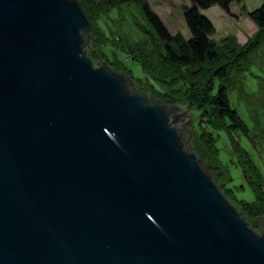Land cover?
<instances>
[{
	"label": "water",
	"instance_id": "95a60500",
	"mask_svg": "<svg viewBox=\"0 0 264 264\" xmlns=\"http://www.w3.org/2000/svg\"><path fill=\"white\" fill-rule=\"evenodd\" d=\"M79 0H0V264H264L175 105L83 52Z\"/></svg>",
	"mask_w": 264,
	"mask_h": 264
},
{
	"label": "rangeland",
	"instance_id": "374dc122",
	"mask_svg": "<svg viewBox=\"0 0 264 264\" xmlns=\"http://www.w3.org/2000/svg\"><path fill=\"white\" fill-rule=\"evenodd\" d=\"M147 1L171 34L189 37L183 19L189 0ZM263 1L237 0L228 12L217 5L203 10L214 29L210 39L217 57L211 61L190 65L169 61L136 0H123L101 15L97 26L93 22L96 32L87 43V55L95 66L105 60L112 69L127 74L135 89L181 105L179 127L189 136L194 154L256 231L257 218H264V199L255 196L256 186L264 192V32L256 46L245 53L241 50L259 31L248 11ZM212 83L214 90L224 86L229 105L245 127L221 126L208 132L206 115L214 114ZM199 107L204 111L197 116Z\"/></svg>",
	"mask_w": 264,
	"mask_h": 264
},
{
	"label": "trees",
	"instance_id": "16d2710c",
	"mask_svg": "<svg viewBox=\"0 0 264 264\" xmlns=\"http://www.w3.org/2000/svg\"><path fill=\"white\" fill-rule=\"evenodd\" d=\"M123 0H79L83 10L85 11L90 23L92 24V33L89 35H84L86 39V44L83 45V52L87 55V43L89 40L95 35L96 28L93 25V22H96L101 15L106 14L109 9L113 6H117L118 4L122 3ZM142 9L143 16L146 20H148L150 30L153 31L157 37L163 42L164 44V54L167 56L169 61L172 63H179L180 65H190L194 61L204 62L205 60L211 61L217 57V53L214 52L213 48V41L210 39V34L213 32L212 23L203 12L204 9H208L214 5L219 6L224 11H229L230 4L236 2L237 0H189V4L186 6L183 12V19H185L186 28L189 31V37L184 38L182 34H171L170 31L167 30L166 26L164 25L163 21L160 20L158 14L154 12L153 9L149 6L147 0H136ZM249 12V16L254 20L256 27H258L259 31L256 33L250 42L246 45V48L242 49L241 52L245 53L250 48H253L258 44L261 40L260 35L264 32V1L261 3L260 7L255 8ZM97 26V22H96ZM260 32V33H259ZM108 53V51L106 50ZM91 61L93 59L89 57ZM98 66H104L113 70L105 60L100 61L97 63ZM123 73V72H121ZM127 76V74H126ZM128 78V76H127ZM217 82V81H216ZM128 88L131 91L138 92L140 95L144 96L146 100H153L155 99L154 96H147L143 91L139 89H135L133 86L132 79L128 78ZM213 89L209 92L213 99H211V104L213 113H207L206 115V128L209 131L214 129H219V127L225 128H239L241 129L242 126L245 127L244 122L237 117V113L234 108L229 105L228 98L225 94L224 86L217 85V89H215L214 83H212ZM166 103V102H165ZM175 105L178 109H181L180 104H169ZM197 116L201 114L204 109L196 108ZM220 120V123L218 120ZM196 125L199 123V120ZM229 122L228 125L225 126L226 122ZM194 126V125H193ZM196 128V126H194ZM211 133V132H210ZM182 141L185 148V151H193L189 144V136L182 133ZM214 139V137H212ZM215 141V140H214ZM215 147V143H214ZM216 149V147H215ZM194 152V151H193ZM198 156V155H197ZM198 159L201 163V158L198 156ZM202 165V163H201ZM203 167V166H202ZM209 174V173H208ZM210 176V175H209ZM212 177V176H210ZM215 181V180H214ZM258 185L257 183L254 185ZM255 196L256 199H264V192L260 187L255 188ZM254 201V202H257ZM242 202V201H241ZM254 202H242L251 204ZM235 205V204H233ZM236 207V205H235ZM238 210V209H237ZM263 220V217H258L256 220V227L259 228L258 220Z\"/></svg>",
	"mask_w": 264,
	"mask_h": 264
}]
</instances>
